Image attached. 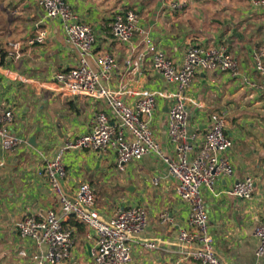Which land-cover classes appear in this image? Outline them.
Listing matches in <instances>:
<instances>
[{"label": "crops", "instance_id": "0c3cea01", "mask_svg": "<svg viewBox=\"0 0 264 264\" xmlns=\"http://www.w3.org/2000/svg\"><path fill=\"white\" fill-rule=\"evenodd\" d=\"M66 2L95 35L90 67L98 70L95 60L104 54L116 61V68L98 87L117 93L132 108L145 94L156 97L155 111L147 121L168 156L174 147L167 134V113L176 87L152 68L148 44L162 50L177 69L187 49L195 45L225 46L237 60L236 77L203 70L194 74L186 92L187 130L195 135L198 147L212 125L211 117L217 115L225 120L224 133L232 141L223 153L233 166L232 175L218 179L214 193L201 190L215 256L224 264H264V255H255L258 242L253 237L255 225L264 220V76L255 70L252 55L255 49L264 52V9L253 8L247 0ZM173 2L181 7L171 8ZM129 11L140 17L142 33L123 44L113 37L110 25L115 14ZM40 30L47 32L44 42L26 45ZM15 43L21 44L18 52L12 48ZM77 63L78 52L66 43L60 22L48 19L37 0H0V103L13 112L10 132L24 140L12 153L0 144V264H35L32 257L44 248L22 239L16 225L26 215L47 210L54 211L73 233V247L63 263L94 264L93 232L72 217H62L43 173L45 163L66 142L88 133L96 113H105L112 126L118 125L105 98L68 94L52 81L56 73ZM62 163L64 192L72 197L87 183L103 221L130 206L146 212V229L130 242L129 264H200L185 258L188 247L178 240L189 208L176 197V181L159 158L146 155L120 172L112 151L80 149L67 150ZM248 176L254 181L251 200L227 194ZM163 213L166 222L160 219ZM147 242L155 248H145Z\"/></svg>", "mask_w": 264, "mask_h": 264}, {"label": "built area", "instance_id": "2783aa9c", "mask_svg": "<svg viewBox=\"0 0 264 264\" xmlns=\"http://www.w3.org/2000/svg\"><path fill=\"white\" fill-rule=\"evenodd\" d=\"M247 1L255 9H264V0ZM37 4L48 19L60 22L66 43L78 52L77 65L65 72L56 73L52 81L68 94L105 98L110 110L118 119V125L115 127L111 125L105 113H96L89 122L88 133L66 142L43 168L62 217H72L93 232L95 247L91 250V255L94 264H129L130 242L133 236L146 229L147 215L141 207L130 206L120 210L108 221H103L95 209L93 190L87 183L81 184L75 194L69 197L61 183L66 176L62 158L67 150H110L115 154L116 168L120 172H123L128 164L146 155L159 158L166 166L168 175L176 181V197L189 208L185 227L178 234L179 242L188 247L185 258L200 264H224L215 256L213 250V238L209 232L208 214L201 190L206 189L214 193L217 180L232 175L233 166L223 157V153L232 146V141L224 133L225 120L213 115L210 129L204 134L200 146L195 147V135H189L187 130L186 92L198 70L228 73L236 77L237 60L228 53L225 46L195 45L187 49L181 66L177 69L162 50L153 43L148 44L152 68L176 87L167 113V134L174 147L173 154L168 156L155 141L147 121L155 111L156 97L153 94H145L132 108L126 105L117 93L99 88L101 79L108 78L116 68L114 57L110 54L98 56L95 60L98 70H93L89 63L96 41L92 28L80 21L66 0H37ZM170 7L178 9L181 4L173 2ZM139 22L140 17L133 11L115 14L110 25L111 33L117 41L130 43L136 33H142ZM46 36V30H40L25 43L28 46L41 45ZM12 48L14 52H18L21 44L15 43ZM252 55L255 70L264 76V52L255 49ZM13 119L12 110L0 103V144L2 150L11 153L24 144L23 139L9 130ZM153 183L156 184L157 179H154ZM253 192L254 181L248 176L236 182L227 194L251 200ZM160 219L166 222L168 217L163 213ZM16 230L22 239L32 240L39 248H44L42 254L32 257L35 264H62L69 258L74 243L73 233L62 225L61 218L54 211H39L26 215L17 223ZM253 237L258 242L255 255L260 258L264 255V220L255 225ZM144 247L154 249L155 244L147 242Z\"/></svg>", "mask_w": 264, "mask_h": 264}, {"label": "water", "instance_id": "95a60500", "mask_svg": "<svg viewBox=\"0 0 264 264\" xmlns=\"http://www.w3.org/2000/svg\"><path fill=\"white\" fill-rule=\"evenodd\" d=\"M62 264H66V263H62Z\"/></svg>", "mask_w": 264, "mask_h": 264}, {"label": "rangeland", "instance_id": "374dc122", "mask_svg": "<svg viewBox=\"0 0 264 264\" xmlns=\"http://www.w3.org/2000/svg\"><path fill=\"white\" fill-rule=\"evenodd\" d=\"M209 21V20H208Z\"/></svg>", "mask_w": 264, "mask_h": 264}]
</instances>
